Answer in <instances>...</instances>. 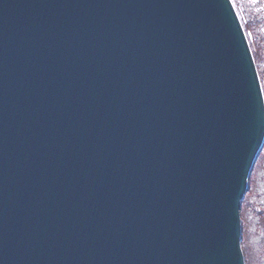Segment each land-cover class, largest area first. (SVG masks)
<instances>
[{"label":"water","instance_id":"water-1","mask_svg":"<svg viewBox=\"0 0 264 264\" xmlns=\"http://www.w3.org/2000/svg\"><path fill=\"white\" fill-rule=\"evenodd\" d=\"M263 144L231 0H0V264H245Z\"/></svg>","mask_w":264,"mask_h":264},{"label":"rangeland","instance_id":"rangeland-1","mask_svg":"<svg viewBox=\"0 0 264 264\" xmlns=\"http://www.w3.org/2000/svg\"><path fill=\"white\" fill-rule=\"evenodd\" d=\"M264 89V0H233ZM241 248L245 264H264V144L252 167L241 203Z\"/></svg>","mask_w":264,"mask_h":264},{"label":"bare ground","instance_id":"bare-ground-1","mask_svg":"<svg viewBox=\"0 0 264 264\" xmlns=\"http://www.w3.org/2000/svg\"><path fill=\"white\" fill-rule=\"evenodd\" d=\"M231 2H232L233 6H234V8H235V11L237 12V15H238V17H239V20H240V22H241V24H242V26H243L242 20H241V18H240V15H239V13H238V10L236 9V6H235L233 0H231ZM243 28H244V27H243ZM246 36H247V35H246ZM258 75H259V74H258Z\"/></svg>","mask_w":264,"mask_h":264},{"label":"snow or ice","instance_id":"snow-or-ice-1","mask_svg":"<svg viewBox=\"0 0 264 264\" xmlns=\"http://www.w3.org/2000/svg\"><path fill=\"white\" fill-rule=\"evenodd\" d=\"M253 2L255 3V0H253Z\"/></svg>","mask_w":264,"mask_h":264},{"label":"trees","instance_id":"trees-1","mask_svg":"<svg viewBox=\"0 0 264 264\" xmlns=\"http://www.w3.org/2000/svg\"><path fill=\"white\" fill-rule=\"evenodd\" d=\"M240 18H241V16H240ZM241 20H242V18H241ZM264 90V89H263Z\"/></svg>","mask_w":264,"mask_h":264}]
</instances>
